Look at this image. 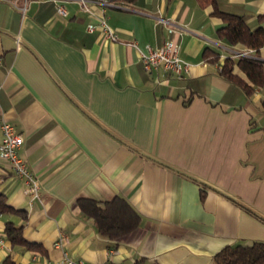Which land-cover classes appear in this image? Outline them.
<instances>
[{"label": "crops", "instance_id": "crops-1", "mask_svg": "<svg viewBox=\"0 0 264 264\" xmlns=\"http://www.w3.org/2000/svg\"><path fill=\"white\" fill-rule=\"evenodd\" d=\"M217 3L253 29L264 26V0ZM87 6L0 0V143L7 121L23 135L19 155L41 183V197L31 201L0 158V192L21 210L0 213V263L11 256L16 264H65L66 253L82 264H219L225 247L264 241V84L248 94L222 73L241 50L264 61V46L221 38L223 20L200 0ZM100 17L117 41L88 30ZM172 38L189 70H146L133 43L145 50ZM206 48L219 61L207 59ZM116 197L141 221L112 239L79 200ZM8 222L38 247L12 244Z\"/></svg>", "mask_w": 264, "mask_h": 264}, {"label": "trees", "instance_id": "trees-1", "mask_svg": "<svg viewBox=\"0 0 264 264\" xmlns=\"http://www.w3.org/2000/svg\"><path fill=\"white\" fill-rule=\"evenodd\" d=\"M200 2L203 5L211 4L214 8L213 13L223 20V25L218 29L221 38L231 44H241L256 50L264 46V26L251 28L243 15L221 10L217 0H200ZM204 56L214 62L220 59V54L210 48L205 49ZM237 66L245 72L249 82L235 72ZM263 71V60L245 56L238 59L227 57L222 69L227 79L241 86L248 94H252L256 86L264 84ZM79 205L86 215L94 219L99 232L112 239L120 238L140 225L139 213L125 198L116 197L107 202L90 198L80 199ZM9 212H21V210L9 205L6 195L0 192V213ZM6 235L12 244H22L30 249L38 247L36 243L29 242L24 237L23 227H17L13 222L7 223ZM216 260L219 264H264V241L256 240L249 245L238 243L227 246L218 252ZM0 264H16V262L11 256H7Z\"/></svg>", "mask_w": 264, "mask_h": 264}, {"label": "built area", "instance_id": "built-area-1", "mask_svg": "<svg viewBox=\"0 0 264 264\" xmlns=\"http://www.w3.org/2000/svg\"><path fill=\"white\" fill-rule=\"evenodd\" d=\"M84 7L88 9V0H81ZM27 5L25 4L20 9L25 12ZM59 13L66 15L67 9L64 5H58ZM168 25L169 31H175V27L170 20L164 19ZM100 29L107 38L117 41L118 35L113 27L108 23L105 17H100L98 23H90L88 25L89 31ZM133 45L139 50L141 60L146 70H152L157 67H163L166 71L183 75L189 70V63L182 58L180 54V45L172 38L168 39L162 46L153 47L147 45L146 49H141L136 42ZM252 49H245L236 52L235 56L251 57ZM264 74V71H263ZM2 141L0 143V158L7 162L16 176L22 179L25 183L24 191L31 196V201L41 197V183L34 172L29 168L25 160L19 155V148L24 141L23 135L18 132L15 126L7 121L1 125ZM0 241H3L0 238ZM66 243V236L60 232L59 238L56 241V246L63 248ZM65 264H82L80 260H73L65 253Z\"/></svg>", "mask_w": 264, "mask_h": 264}]
</instances>
